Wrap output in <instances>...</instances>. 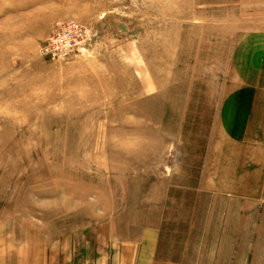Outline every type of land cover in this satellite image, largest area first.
I'll use <instances>...</instances> for the list:
<instances>
[{"label":"rangeland","instance_id":"374dc122","mask_svg":"<svg viewBox=\"0 0 264 264\" xmlns=\"http://www.w3.org/2000/svg\"><path fill=\"white\" fill-rule=\"evenodd\" d=\"M72 21L90 39L44 55ZM256 37L264 0H0V264H83L138 225L178 264H264V182L218 127Z\"/></svg>","mask_w":264,"mask_h":264},{"label":"crops","instance_id":"0c3cea01","mask_svg":"<svg viewBox=\"0 0 264 264\" xmlns=\"http://www.w3.org/2000/svg\"><path fill=\"white\" fill-rule=\"evenodd\" d=\"M255 40L256 46L249 47L247 77L243 74L240 89L237 93L234 90L231 108L219 110L218 127L224 135L232 131V144H238L241 152H249L243 155L249 160L244 166L248 170L246 174L256 176L257 182H264V38ZM221 119L223 122L219 121ZM251 167L255 169L250 171ZM138 227L136 233L119 239L115 250L98 258L90 255L83 264H178L159 256L160 231L157 228Z\"/></svg>","mask_w":264,"mask_h":264},{"label":"built area","instance_id":"2783aa9c","mask_svg":"<svg viewBox=\"0 0 264 264\" xmlns=\"http://www.w3.org/2000/svg\"><path fill=\"white\" fill-rule=\"evenodd\" d=\"M89 39L86 28L75 21L68 22L54 30L43 45L42 51L44 55L52 58L68 56L78 48V45Z\"/></svg>","mask_w":264,"mask_h":264}]
</instances>
